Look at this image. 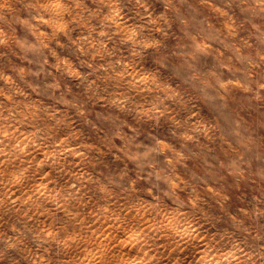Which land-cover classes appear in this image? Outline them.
<instances>
[{"label":"rangeland","instance_id":"rangeland-1","mask_svg":"<svg viewBox=\"0 0 264 264\" xmlns=\"http://www.w3.org/2000/svg\"><path fill=\"white\" fill-rule=\"evenodd\" d=\"M0 264H264V0H0Z\"/></svg>","mask_w":264,"mask_h":264}]
</instances>
